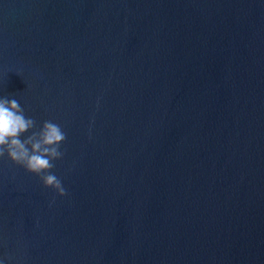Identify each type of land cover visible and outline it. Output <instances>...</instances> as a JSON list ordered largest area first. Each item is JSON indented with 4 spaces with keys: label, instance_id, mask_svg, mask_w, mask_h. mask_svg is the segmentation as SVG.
Here are the masks:
<instances>
[{
    "label": "water",
    "instance_id": "water-1",
    "mask_svg": "<svg viewBox=\"0 0 264 264\" xmlns=\"http://www.w3.org/2000/svg\"><path fill=\"white\" fill-rule=\"evenodd\" d=\"M0 98L66 133L0 264H264V0H0Z\"/></svg>",
    "mask_w": 264,
    "mask_h": 264
},
{
    "label": "clouds",
    "instance_id": "clouds-1",
    "mask_svg": "<svg viewBox=\"0 0 264 264\" xmlns=\"http://www.w3.org/2000/svg\"><path fill=\"white\" fill-rule=\"evenodd\" d=\"M36 121L26 117L16 99L0 98V159L7 157L12 163L41 178L46 188L54 189L60 196L66 195L62 181L51 171L54 161L64 152L61 144L66 133L61 126L46 120L37 131ZM26 133V138L21 139Z\"/></svg>",
    "mask_w": 264,
    "mask_h": 264
}]
</instances>
